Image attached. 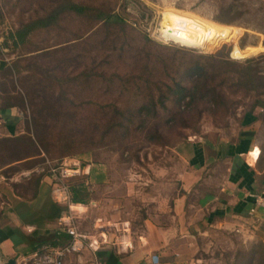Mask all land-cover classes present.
<instances>
[{"label":"rangeland","instance_id":"1","mask_svg":"<svg viewBox=\"0 0 264 264\" xmlns=\"http://www.w3.org/2000/svg\"><path fill=\"white\" fill-rule=\"evenodd\" d=\"M37 1L0 0V57L12 68V73L5 67L0 70V89L5 103H17L22 109V127L27 133L26 119L32 125V109L35 111L43 105L48 106L43 97L48 99L54 96L64 90L66 84L63 71L57 73L63 76L62 79L44 76L40 80L44 85L36 86L35 82L42 76L34 71L37 70L36 63L50 65L54 61H63L59 58H64V44L76 43L70 51L89 52L82 56L80 64L75 65V72L83 71L86 76L80 78H86V81L66 86L77 93L81 113L86 118L79 124L80 133L73 142L69 145L63 143L59 150L52 147L57 156L42 149L40 153L32 155L35 149L28 143L27 136L15 142L17 146L14 143L12 150L5 145L2 151L8 157H13L19 150L31 154L28 160L4 169L6 174L24 167H35L36 174L41 172L53 176L51 169L62 161L74 163L72 166L90 163L96 173L92 175V188L87 189L86 202L94 197L98 199V204L88 214L101 218H122L131 214L135 218L140 215L141 201L161 192L171 193L172 183H180L176 177L184 166L179 153L190 149L189 140L195 134H210L213 137L216 133L235 139L244 127L249 128L254 145L249 155L260 157L264 163V77L258 78V87L249 89L247 82L236 72L230 71L232 64L223 62V66L219 67L218 62L213 60L216 74L210 79L211 85L202 86L187 107L185 104L175 105L172 96L168 97L166 105L158 101L170 94L168 84L183 74L179 65L192 62L195 54L213 55L214 59L221 58V61L256 57L253 65H256L257 73L263 75L264 0H82L101 5L111 12L119 11L127 25H104L100 21L89 28L91 20L88 18H63L58 25L34 32L24 43L13 47L8 36L9 28L39 7ZM178 19H185L187 26L194 19L208 25L210 34L214 36L212 39L216 41L212 50L162 39L164 21L175 22ZM213 29H216L215 32ZM225 29L229 33L220 35ZM77 33L78 39L64 41V36L73 37ZM105 35L107 38L104 40ZM41 45L46 48L44 55L32 56L38 51L35 50L36 46ZM31 56L33 59H27ZM16 59L21 65L31 62L29 70L18 73L21 81L11 66ZM102 70H106L105 74H102ZM113 71L121 73L120 76L128 81H119L117 77L113 81L108 80ZM185 74L188 75L186 71ZM134 76L147 78V86L146 79L136 84ZM22 84L24 88L33 89L32 94H28L31 103L28 97L24 104H20L19 96L24 91ZM151 96L161 107L158 114L146 111L152 110ZM139 99L141 103H138ZM113 101L130 110L137 109L136 105H142L145 109L133 123L128 122L131 135L125 147L113 140L114 135H106L105 140L108 141L105 144L99 140L101 131L96 127L105 121L99 119L100 112L103 107H112L110 104ZM184 107L191 111H184ZM130 110H127V114H130ZM247 119L248 124H245ZM139 122L141 125H137ZM64 131V123L57 122L52 131L55 137L51 141L56 140L60 133L64 136ZM49 133L44 132L46 140L52 137ZM13 146L18 147V151ZM87 177L81 169L68 181L70 184L78 183ZM23 182L21 180L19 184ZM79 223L81 227L88 225L86 220ZM110 225L114 226L113 223L107 224ZM123 225L118 224L119 228ZM199 228L206 230V233L196 238V264H243L244 255L253 248L256 257H261L264 211L259 216L242 218V224L228 227L216 223L201 224ZM0 261L6 263L1 257Z\"/></svg>","mask_w":264,"mask_h":264},{"label":"crops","instance_id":"2","mask_svg":"<svg viewBox=\"0 0 264 264\" xmlns=\"http://www.w3.org/2000/svg\"><path fill=\"white\" fill-rule=\"evenodd\" d=\"M3 63L0 57V70ZM0 94L1 159L8 157L2 151L4 144L26 131L22 109L13 102L5 103L2 89ZM248 129L244 127L235 139L216 133L213 137L193 135L190 149L179 153L184 166L176 177L180 183H172L171 193L161 192L141 201L140 215L135 218L131 214L122 218L89 215L98 204L94 197L86 203L76 202L81 208L70 210L54 198L52 175L44 173L36 185H30L27 179L35 167L4 172L30 155L0 160V257L6 262L14 258L17 264L42 244L64 243L69 235L63 230L57 235L55 229L72 223L89 240L96 238L100 243L92 248L84 238L80 248L66 254L65 264H196V238L206 233L199 225L234 226L242 224V218L264 211V163L249 155L254 145ZM86 164L80 165L88 176L81 182L91 189L96 172ZM21 180L25 182L15 188L14 182ZM81 220L88 222L87 227L80 226ZM109 223L115 227L107 226ZM118 224L124 225L119 228Z\"/></svg>","mask_w":264,"mask_h":264},{"label":"trees","instance_id":"3","mask_svg":"<svg viewBox=\"0 0 264 264\" xmlns=\"http://www.w3.org/2000/svg\"><path fill=\"white\" fill-rule=\"evenodd\" d=\"M37 1V0H36ZM38 4H40L39 7L34 8L26 17H22L21 20H19L16 24V26H11L8 30V36L11 39V44L13 47H18L20 44L24 43L27 38L33 34L34 32L40 31V30H47L52 26H56L60 23L61 19L66 18H73V19H81V18H88L91 20V24L89 26L93 27L96 22L102 21V24L104 25H118V24H125L126 20L125 18L119 13V11L111 12L109 9L97 5L93 2H85L82 0H39L37 1ZM88 28V29H89ZM108 34L114 33V32H107ZM64 41H69L71 38L78 39L79 35L78 33L73 36H64ZM107 38V35L103 38L104 40ZM76 43H66L64 44V58H59V60L63 61H54L50 65L46 64H38L36 63L37 70L40 73V76L37 81L35 82V85H44L43 82H40L41 77H50L54 76L57 79H62L63 76L57 75V73H63L64 71V90H60L58 93H56L54 96L50 98L43 97L46 101L45 103L48 104V106H42L37 108V110H33L31 112V118L30 123L28 124V119H26V127H27V133L18 136V138H15L12 143L7 142L2 147L5 148V145L7 148L12 150V145L16 142H20L23 139V135L25 137H28V143L33 146L35 149L34 154L40 153V150L42 149L46 153H49L50 155H55L53 152L52 147H56L58 150L61 148L60 145L67 144L73 142V139H76L79 136L80 131L78 132L79 124L85 120L86 117H84L80 110V102L77 101V93L75 90H71L70 86L73 83L82 81L85 82L86 78L84 80H81L80 76H86L84 75L83 71L75 72V65L80 64L83 60L82 56L88 55V51H84L81 53L80 51L75 53L73 51H70V48L75 46ZM35 50H38L35 52L32 56H43L45 53V46H36ZM50 52V51H47ZM31 57L27 59H33ZM194 57V58H193ZM192 57V62L184 63L182 62L179 65V70H181L183 73L182 75L178 76L177 78H174V82L171 84H168V87L170 89V94H166L165 99H160L158 101L161 102L162 105H166V101L168 97H173V103L175 105L180 106L181 104H185L187 107V104L191 103L193 99L197 97L198 90L204 86L211 85V80L213 79V74H216L214 69V62L213 60H216L218 63V66H223L224 63L226 64H232V67H230V71H234L238 74V76L243 79L245 82H247L249 85V89H253L255 87H258L260 84V80L258 79L260 76L264 77V74L261 75L260 73H257L256 65H253V63L256 60V57H248L245 58L242 61H228L224 60L221 61V58L214 59L213 55H205V54H195ZM224 62V63H223ZM30 63L27 62V65H21L19 64V60H15L12 63V67L14 68V74L18 75V73L22 70H29L30 69ZM234 64V65H233ZM8 69V72L12 71V68L8 66L7 62L4 61V64L2 68ZM187 69V70H186ZM185 71L188 73L185 74ZM106 70H102V74H105ZM12 73V72H11ZM89 74V72H87ZM180 73V74H181ZM224 73H226L224 71ZM121 73H118L117 71H113L111 75L107 78L108 80L112 81L113 78L117 77L119 81H125L126 79L123 76H120ZM142 76V75H141ZM133 77V76H132ZM135 78V79H134ZM133 81L136 84L142 83L137 82L140 80L145 81V85L147 86L148 81L147 78H137L134 76ZM18 79L21 81L20 75H18ZM128 81V80H126ZM120 82L121 84H124ZM67 84H70V86H66ZM23 86V95L20 94L19 101L20 104H24L26 101V98L28 99V94H32V90L30 88H24ZM215 86H213V89ZM170 95V96H169ZM74 96V97H73ZM136 97H138L136 95ZM30 103H31V97H29ZM150 101L152 102L151 109L152 110H146V111H152L154 114L159 113V109L161 108L160 105H157V101L154 99V97L151 96ZM64 102V103H63ZM11 103V102H9ZM7 103V104H9ZM138 103L140 102V99L138 100ZM17 104V103H16ZM112 107H103L102 111L100 112V118L101 120H105L101 122L98 127H96L101 132L99 133V140H101L102 143L105 144L106 141L105 137L106 135H114L113 140L118 141L119 145H123L124 147L127 146L126 142L128 141L127 138L130 137V126L129 123H133L136 119L139 118V116L144 113L143 106H137V109L130 110L129 108H124L121 104L113 101L110 104ZM159 107V108H158ZM84 109V106H83ZM127 110H130V114H127ZM184 111H191L189 108L183 109ZM182 113V112H180ZM57 122H63L64 123V136L62 133L58 135L56 140L51 141L55 134L52 133L53 128L56 127ZM129 122V123H128ZM137 125H141L140 122ZM33 128V129H32ZM32 130V131H31ZM47 131L52 137L48 138L47 140L44 138V132ZM61 132L58 131L57 133ZM56 133V134H57ZM27 134V135H26ZM15 145L17 146V144ZM14 147L16 151H18V147ZM56 149V150H57ZM57 150V151H58ZM53 152V153H52ZM66 154V153H65ZM29 154L27 151L23 152V150H19V152L15 153V159H22L25 157H28ZM61 155V154H60ZM13 156V157H14ZM12 157V156H11ZM6 158V159H5ZM8 157H2L0 160H8ZM3 161V162H4ZM258 162L263 164V161L260 159ZM259 163V164H260ZM42 176V173H35L32 172L29 179H27L28 184L36 185L40 178ZM22 184V183H20ZM19 183L14 182V187L17 185H20ZM27 184V185H28ZM88 188L84 186L82 182L73 183L71 184V199L73 202H86L87 196H88ZM261 251L259 258L255 255V249L253 248L250 251L246 253L243 257V264H264V245L261 244Z\"/></svg>","mask_w":264,"mask_h":264},{"label":"built area","instance_id":"4","mask_svg":"<svg viewBox=\"0 0 264 264\" xmlns=\"http://www.w3.org/2000/svg\"><path fill=\"white\" fill-rule=\"evenodd\" d=\"M74 164V163H73ZM70 162L62 161L56 167L51 169L54 177V187L52 193L57 201L65 203L68 209L79 208L76 202L71 199L70 183L68 178L76 173H79L81 167L72 166ZM259 204L263 203L262 199H256ZM78 205V206H77ZM65 231L69 235V239L64 243L58 244H42L39 248L34 249L28 256L22 257L18 264H65V256L82 245L81 240L88 237L86 234L78 231L72 223H65L63 226L57 227L55 233L59 235ZM100 241L96 238L87 240V244L92 248H97ZM152 259L157 261V256L153 255Z\"/></svg>","mask_w":264,"mask_h":264},{"label":"bare ground","instance_id":"5","mask_svg":"<svg viewBox=\"0 0 264 264\" xmlns=\"http://www.w3.org/2000/svg\"><path fill=\"white\" fill-rule=\"evenodd\" d=\"M189 23L190 24L187 26L188 22H186L185 19H178L175 22L165 20L162 24L163 29L161 30L162 39L166 41L172 40L202 50H212L215 39H212L213 35L210 34V27L202 24L201 21H197V19H194ZM215 30L213 29L212 31L215 32ZM228 33L229 31L225 29L222 30L220 35L226 36Z\"/></svg>","mask_w":264,"mask_h":264},{"label":"water","instance_id":"6","mask_svg":"<svg viewBox=\"0 0 264 264\" xmlns=\"http://www.w3.org/2000/svg\"><path fill=\"white\" fill-rule=\"evenodd\" d=\"M15 261L16 260L14 258H9L6 263L0 261V264H15Z\"/></svg>","mask_w":264,"mask_h":264}]
</instances>
